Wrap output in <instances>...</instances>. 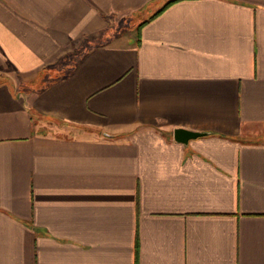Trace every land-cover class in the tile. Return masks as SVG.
Instances as JSON below:
<instances>
[{"label": "crops", "instance_id": "crops-1", "mask_svg": "<svg viewBox=\"0 0 264 264\" xmlns=\"http://www.w3.org/2000/svg\"><path fill=\"white\" fill-rule=\"evenodd\" d=\"M0 264H264V0H0Z\"/></svg>", "mask_w": 264, "mask_h": 264}, {"label": "water", "instance_id": "water-1", "mask_svg": "<svg viewBox=\"0 0 264 264\" xmlns=\"http://www.w3.org/2000/svg\"><path fill=\"white\" fill-rule=\"evenodd\" d=\"M205 134L206 133L204 132H196L179 128L174 130V139L179 143L187 144L190 140L202 137Z\"/></svg>", "mask_w": 264, "mask_h": 264}, {"label": "trees", "instance_id": "trees-1", "mask_svg": "<svg viewBox=\"0 0 264 264\" xmlns=\"http://www.w3.org/2000/svg\"><path fill=\"white\" fill-rule=\"evenodd\" d=\"M170 3H171V1H170L169 3H167V5H165V7H167ZM165 7H164V8H165ZM164 8H163V9H164ZM163 9H162V10H163ZM162 10H160L159 12H161ZM159 12H157V13H159ZM155 15H156V14H155Z\"/></svg>", "mask_w": 264, "mask_h": 264}]
</instances>
